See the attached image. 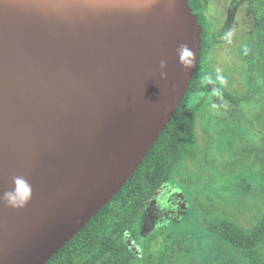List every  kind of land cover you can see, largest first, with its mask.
I'll use <instances>...</instances> for the list:
<instances>
[{"label": "water", "instance_id": "obj_1", "mask_svg": "<svg viewBox=\"0 0 264 264\" xmlns=\"http://www.w3.org/2000/svg\"><path fill=\"white\" fill-rule=\"evenodd\" d=\"M202 32L187 0H0V196L14 176L32 187L23 208L0 202V264H46L120 191L178 108Z\"/></svg>", "mask_w": 264, "mask_h": 264}, {"label": "rangeland", "instance_id": "obj_2", "mask_svg": "<svg viewBox=\"0 0 264 264\" xmlns=\"http://www.w3.org/2000/svg\"><path fill=\"white\" fill-rule=\"evenodd\" d=\"M232 1L203 0L213 47L202 85L223 87L234 102L213 93L195 95L204 101L195 127L199 157L183 161L165 185L163 199L176 203L174 215L151 225L146 215L155 198L145 208L142 240L132 246L135 264L156 253L166 233L179 244L165 264L237 260L235 250L207 233V223L225 219L247 229L264 213V0H244L234 20L227 13Z\"/></svg>", "mask_w": 264, "mask_h": 264}, {"label": "trees", "instance_id": "obj_3", "mask_svg": "<svg viewBox=\"0 0 264 264\" xmlns=\"http://www.w3.org/2000/svg\"><path fill=\"white\" fill-rule=\"evenodd\" d=\"M187 1L203 32L199 63L178 108L120 191L46 264H135L137 256L130 247L142 240L139 229L145 208L183 161H196L199 157L195 127L204 101L195 100V95L213 93L234 102L223 87L211 82L202 85L209 73L205 62L213 42L208 36L203 0ZM206 230L228 244L239 257L226 259L221 264H264V213L251 228L244 229L221 219L209 221ZM175 244H179V240L171 239V234L166 233L161 247L154 254H145L142 264H165Z\"/></svg>", "mask_w": 264, "mask_h": 264}, {"label": "clouds", "instance_id": "obj_4", "mask_svg": "<svg viewBox=\"0 0 264 264\" xmlns=\"http://www.w3.org/2000/svg\"><path fill=\"white\" fill-rule=\"evenodd\" d=\"M193 53L187 45H180L177 49V57L182 66H187L186 58L191 57ZM167 61H160L161 77H166ZM13 187L6 190L2 196H0V202H3L6 206L11 208H23L30 201L32 196V187L28 180L23 176H14Z\"/></svg>", "mask_w": 264, "mask_h": 264}, {"label": "flooded vegetation", "instance_id": "obj_5", "mask_svg": "<svg viewBox=\"0 0 264 264\" xmlns=\"http://www.w3.org/2000/svg\"><path fill=\"white\" fill-rule=\"evenodd\" d=\"M244 2V0H233L231 2V5L227 9L228 18L230 17L234 20L235 16L238 13V10L240 9V6ZM164 188L165 186L157 193L155 200H153L148 207L146 220L151 222V225L154 224L157 220H162L164 217L174 215L176 213L175 208L173 207L176 203L169 198H167L165 201L163 199V192L165 191ZM160 199H163V203L159 202ZM182 208H184V204L180 202L178 205V209H180L181 211Z\"/></svg>", "mask_w": 264, "mask_h": 264}]
</instances>
